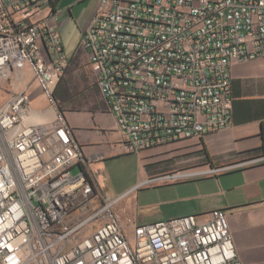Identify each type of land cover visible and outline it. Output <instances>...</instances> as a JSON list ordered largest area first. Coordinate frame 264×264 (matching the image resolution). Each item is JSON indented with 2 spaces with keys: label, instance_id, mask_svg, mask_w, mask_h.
<instances>
[{
  "label": "built area",
  "instance_id": "1",
  "mask_svg": "<svg viewBox=\"0 0 264 264\" xmlns=\"http://www.w3.org/2000/svg\"><path fill=\"white\" fill-rule=\"evenodd\" d=\"M56 20L54 0H0V79L28 67L46 100L0 105V264H242L226 210L139 223L119 205L140 185L105 194L55 98ZM82 45L127 152L202 139L233 122L232 65L264 55V0H99Z\"/></svg>",
  "mask_w": 264,
  "mask_h": 264
},
{
  "label": "crops",
  "instance_id": "2",
  "mask_svg": "<svg viewBox=\"0 0 264 264\" xmlns=\"http://www.w3.org/2000/svg\"><path fill=\"white\" fill-rule=\"evenodd\" d=\"M98 3L99 0H54L64 48L71 32L78 28L70 40L72 48L79 39V49L73 56L85 50L82 37ZM73 56H68L70 62ZM231 75L233 122L202 139H194L201 141L195 149L178 142L164 148L165 151L138 153L135 175L117 193L120 196L140 187L124 198L119 208L123 216L132 215L139 223L187 214L206 219L211 211L224 209L242 264H264V55L236 62ZM7 80H10L7 85L13 88L11 95L27 90L37 94L36 99L46 101L28 67ZM66 118L91 158V167L98 172L104 192L108 193L106 161L128 152L106 102L94 111L67 110ZM167 150L178 160L156 157ZM209 168L216 171L200 173ZM183 173L190 174L183 176ZM171 174L177 177L171 179L168 177Z\"/></svg>",
  "mask_w": 264,
  "mask_h": 264
},
{
  "label": "rangeland",
  "instance_id": "3",
  "mask_svg": "<svg viewBox=\"0 0 264 264\" xmlns=\"http://www.w3.org/2000/svg\"><path fill=\"white\" fill-rule=\"evenodd\" d=\"M77 29L78 28H75V30L71 32L72 34L69 41L65 42V51L69 57H72L74 51L79 49V39L75 41L73 47L70 48V40L72 41L74 39ZM9 81L10 80H6L5 78L0 79V105H3V103H5L12 93L11 91L13 88L9 87L11 85H7ZM55 98L58 100L59 108L61 110H71L74 113L92 110L94 111L99 109L103 105V102H105L103 99V94L97 85L96 74L89 64L88 54L85 50L83 52H78L71 59L68 68L65 70L58 83L55 91ZM33 104L36 107H41L46 105V101L36 99L34 100ZM181 143L188 144L187 146H191L190 148L195 149V146L200 144L201 141L193 139L183 141ZM172 146H174V144L148 151L163 150L164 148H169ZM171 153L172 151L167 150V152L161 154L158 153L156 157H166L169 159L172 158L170 160H178L177 156L172 157ZM185 156L187 158L191 157V155ZM137 160L138 153L128 152L127 154L121 155L117 158L108 159L106 161L105 171L108 177V193L105 192V194L107 196L110 195L113 198L118 196L117 192L119 189L122 188V186H124L128 180H130L135 175L137 170ZM79 170L80 166H77L73 168L72 171L73 173H76Z\"/></svg>",
  "mask_w": 264,
  "mask_h": 264
},
{
  "label": "bare ground",
  "instance_id": "4",
  "mask_svg": "<svg viewBox=\"0 0 264 264\" xmlns=\"http://www.w3.org/2000/svg\"><path fill=\"white\" fill-rule=\"evenodd\" d=\"M53 115H54V111L53 110H49V111H47L45 113H43V112H37L36 113L35 112L34 119L39 120V118L41 119V118H44V117H47V116L51 117Z\"/></svg>",
  "mask_w": 264,
  "mask_h": 264
}]
</instances>
